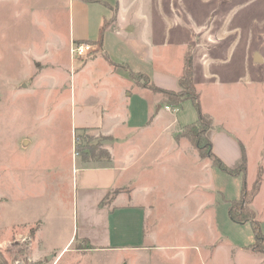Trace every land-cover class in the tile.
Here are the masks:
<instances>
[{
  "label": "rangeland",
  "instance_id": "obj_1",
  "mask_svg": "<svg viewBox=\"0 0 264 264\" xmlns=\"http://www.w3.org/2000/svg\"><path fill=\"white\" fill-rule=\"evenodd\" d=\"M103 1L0 0V194L8 199L0 200V243L14 236L0 246L1 259L6 264H264V252L251 248V223L235 222L228 214L240 198L243 174L202 168L193 152L165 185L184 198L161 199L153 189L152 210L123 221L136 232L116 234L106 245L78 237L56 261L65 237L84 225L80 181L73 175L80 140L103 141L75 127L71 90L77 104L81 93L87 95L82 103L89 104L103 98V84L115 82L102 51L88 66L80 63L96 56L97 46L88 57L71 60L74 29L79 37L88 28L92 43L102 39L110 57L163 86L176 84L192 54L193 83L225 162L241 164L244 148L250 188L262 173L252 207L264 234V0H107L112 7ZM119 11L133 29L116 25L112 17ZM171 110L163 111L170 124L166 142L178 125H172L174 116L180 123L198 118L192 99ZM20 218L43 220L38 247L56 250L33 256L36 224L8 230ZM258 245L264 249V240Z\"/></svg>",
  "mask_w": 264,
  "mask_h": 264
},
{
  "label": "crops",
  "instance_id": "obj_2",
  "mask_svg": "<svg viewBox=\"0 0 264 264\" xmlns=\"http://www.w3.org/2000/svg\"><path fill=\"white\" fill-rule=\"evenodd\" d=\"M103 3L111 6L107 0H104ZM115 23L119 27L124 24L125 28L133 29L120 11ZM70 40L71 43L86 40L92 42L88 28L84 32L81 30L79 37H76L74 29ZM93 42L100 48L97 50L96 56L91 57V55L88 60L80 63L83 67L88 66L97 58V53L102 51L108 63V75L115 82L103 84V98L89 104L82 103V99L87 96L85 93H81V103L77 104L76 94H73L71 90L70 100L72 109L75 110L73 123L76 128H79L82 135L93 133L96 136H101L103 148L109 152L110 157L85 160L80 154L76 159L74 158V166L76 161L78 167L74 168L73 175L80 181V195H78L77 200L81 204L84 225L82 227L77 225V228L75 227L72 233L65 237L63 246L57 251L59 254L56 261L69 246L77 241L78 237L85 238L87 242H92L94 245H106L115 238L116 234L136 232L134 225H124L126 222L123 221L126 218L130 220V216L137 212L152 210L153 205L149 200V191H153V189L156 190L161 199L184 198L182 193L168 192L165 185L169 175H177L178 169H184L179 166H183L187 162V155L185 154L195 153L193 158L198 163L203 164L202 168H209L213 165L210 159L201 157L198 149L187 137L178 136L186 125L194 123L198 118L187 123H180L179 118L174 116V120L171 121L173 124H171L178 123V125H175L176 129L172 130L169 142H166L164 136L168 133L170 124L168 123L169 120H165L167 118L163 111H172L166 106L174 105L169 104L161 93H156L142 86L130 76V71H134L148 75L150 78L148 73L132 70L126 61L110 57L102 39L99 38ZM108 57L118 64H111ZM71 60L73 61L72 58ZM182 72L183 69L175 78L176 84L172 86H163L156 83L159 81H152L151 78L150 80L155 81L154 83L160 87L179 90V78ZM191 78L193 81L192 73ZM213 132L211 128L208 135L213 142L214 151L224 160L219 151L221 149L213 137ZM186 139L192 146L184 144ZM192 187H195V184ZM5 199L8 200L6 196L0 194L1 202H5ZM1 204L3 205V203ZM111 216H114L116 221L113 219L114 228L112 231L110 230ZM31 223L36 224L35 234L31 242V244H37L33 256H42L45 253L55 251L56 248L53 245L48 251L43 252L38 247L43 230V220L42 223L28 222L20 218L11 222L7 227L9 230L17 225L26 226ZM13 240L14 236L11 235L2 241L0 246L6 247ZM0 264H6L1 257Z\"/></svg>",
  "mask_w": 264,
  "mask_h": 264
},
{
  "label": "trees",
  "instance_id": "obj_3",
  "mask_svg": "<svg viewBox=\"0 0 264 264\" xmlns=\"http://www.w3.org/2000/svg\"><path fill=\"white\" fill-rule=\"evenodd\" d=\"M116 18L117 14L114 12L112 19L116 20ZM105 25H107V22L105 23ZM108 60L111 64H118L111 60L109 57ZM185 61L186 62L183 72L179 78V90H171L160 87L152 82L148 75L140 72L130 71V76L133 80H135V82L140 83L142 86L147 87L156 93H161L165 97V100L169 104H172L174 106L181 105L187 99H192L198 112V120L192 124L186 125L178 134V136L187 137L190 142L198 149L201 157L210 159L213 166L231 175L243 174V185L240 198L231 202L228 213L230 218L235 222L251 223L255 234V242L252 244V248L255 251L264 252V249L260 248V246L258 245L261 241L264 240L261 222L257 218L256 212L252 207L254 198L259 193L263 182V179L261 177L262 173H258L256 184L253 188H250L247 182L248 167L244 148H242V163L235 167L229 166L214 151L213 142L208 135L209 130L213 128V120L209 115L205 114L201 102V93L195 87L191 78V73L193 70L192 54L187 53ZM79 152L83 155V158H85V160H99L102 158L110 157L109 152L105 148H103L101 142L97 144H92L89 142L88 144H84V142L80 140ZM91 247V245L87 246V248Z\"/></svg>",
  "mask_w": 264,
  "mask_h": 264
},
{
  "label": "built area",
  "instance_id": "obj_4",
  "mask_svg": "<svg viewBox=\"0 0 264 264\" xmlns=\"http://www.w3.org/2000/svg\"><path fill=\"white\" fill-rule=\"evenodd\" d=\"M96 46L98 47L97 50H99V45L90 41H73L70 46L71 57L73 60L88 57L94 53ZM166 108L171 110L170 106H166Z\"/></svg>",
  "mask_w": 264,
  "mask_h": 264
},
{
  "label": "water",
  "instance_id": "obj_5",
  "mask_svg": "<svg viewBox=\"0 0 264 264\" xmlns=\"http://www.w3.org/2000/svg\"><path fill=\"white\" fill-rule=\"evenodd\" d=\"M254 60L260 62L262 61V58L260 55H255Z\"/></svg>",
  "mask_w": 264,
  "mask_h": 264
}]
</instances>
